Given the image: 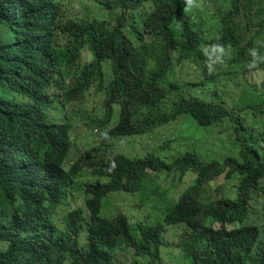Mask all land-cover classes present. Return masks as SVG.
<instances>
[{
	"label": "trees",
	"instance_id": "1",
	"mask_svg": "<svg viewBox=\"0 0 264 264\" xmlns=\"http://www.w3.org/2000/svg\"><path fill=\"white\" fill-rule=\"evenodd\" d=\"M11 1L15 0H0V94L12 93L20 84L25 102L9 107L0 95L2 128L9 116H14V122L25 121L31 113L40 111L39 104L56 96L55 91L46 94V90L56 83L62 84L60 67L64 63L66 75H75L70 81L69 95L82 98L94 90L96 95L105 97L109 121L113 119V106L119 107L118 121L98 147L88 149L82 141L85 134H78L73 141L63 135L49 153L44 154L38 148L21 152L6 162L0 160V246L5 247V250L0 248V264H64L71 259H80L84 264H114L113 251L105 253L92 247L87 252L81 247V209L69 213L63 229L55 226L50 237L32 230L35 223L31 222L26 207L38 202L50 216V209L62 205L64 191L60 189L67 183V177L71 180L83 170L110 178L106 185H85L84 201L90 216L107 192L131 191L137 186L142 189L150 170L165 171L173 179L177 176L185 188L181 201L168 205L160 222L138 223L132 229L131 239L122 245L123 249L134 248L139 264L164 263L159 251L164 245V224L178 225L182 219H187L179 239L183 251L167 257L172 262L175 260L173 264H264V244L253 248L258 229L247 222L252 200L261 197L264 208V147L261 146L264 138L263 142L257 141L247 120L249 115L255 119L264 117V98H250L244 107L227 108L190 94L197 83L215 82L213 68L217 64L233 72L240 69L245 76L255 63H264V58H259L264 56V0H212L214 11L202 18L194 16L196 0H89L100 11H119L115 20L71 18L64 24L57 21V0H33L41 23L39 38L21 42L36 52L33 60L32 54L13 39L12 19L7 9ZM86 45L91 57L81 67L77 59ZM205 52L213 55L212 73L205 77L207 81L190 79L185 84L187 94L180 93L178 87V93L170 100L167 96L177 88L166 86L164 76L174 69L183 74L188 65L198 66L200 76H205L201 68ZM14 55H20L29 64L19 76L15 75L11 61ZM75 59L76 66L72 69ZM105 62H109L110 75L104 74ZM33 66L37 70L29 71ZM55 71L58 78L47 77ZM152 112L158 116L163 112L173 118L189 117L193 124L182 131L201 145L204 141L200 140V129L210 134L215 127L227 125L232 134L228 148L209 159L188 148L169 160L151 153L131 159L119 156L112 161L95 160L107 152L110 138L151 134ZM6 142L0 135V150ZM63 162H71L67 173ZM185 175L191 183L181 180ZM231 182H235L230 186L233 191L227 195L225 191Z\"/></svg>",
	"mask_w": 264,
	"mask_h": 264
},
{
	"label": "clouds",
	"instance_id": "2",
	"mask_svg": "<svg viewBox=\"0 0 264 264\" xmlns=\"http://www.w3.org/2000/svg\"><path fill=\"white\" fill-rule=\"evenodd\" d=\"M68 1L69 0H57V4L59 6V16L57 17V21L63 24L65 21L70 20L71 18H76V17H71L70 15L71 11H69V9L67 8V4L65 3ZM78 1L82 4L85 2L88 3L90 2L89 0H78ZM209 1H211L212 4L214 3L212 0ZM193 8L197 10L194 16H200L201 18L204 17L206 14L214 11L213 9L211 8L208 9L207 7L203 11H200L198 8L197 0L196 3L193 5ZM7 9L12 19V33L15 43H18L23 47H25L23 44H21L23 40L26 39L37 40L39 38L41 23L39 21V15L37 14V12L34 11L33 0H15L8 2ZM80 20H84V19H80ZM88 21H91V19H89ZM105 22H110V21H105ZM25 48L32 54V60H33L36 57V52L30 50L27 47ZM84 50H87L91 57V52L88 46L87 45L84 46L83 50L80 51L79 59H77L78 60L77 64L78 65L80 64L81 67L83 64L88 63L90 60L89 57L86 62L82 61ZM11 61L14 62V69L16 76H19V73L25 72L24 71L25 69L23 68L29 65L28 63L24 62V60L20 55H14ZM107 65H109V62L103 63V71L104 74L110 75V72L107 71L108 68ZM256 65H257V69L260 71L264 63L263 62L261 64L255 63L253 66L254 69L256 68ZM75 66H76V59L71 63L72 69H74ZM60 69L63 72V77L60 78L62 84L56 83L52 85L50 88H47L46 94L55 91L56 96L50 98L46 103L39 104L37 107H41V109L38 113L34 111L28 116V118L25 121H17V122L13 121L14 116H9L7 118V122L4 128H2V123H0V135L7 139V142L4 145L3 149L0 150L1 161L6 162L21 152L36 151L38 148L41 149L44 154L49 153L53 150L54 145H56L57 142L60 141L63 135H67L68 137H71L73 141L75 139L74 137H77L78 134H85L86 138L82 141L83 143H87L89 147L88 149H91L93 147L100 146L103 140L107 138V135H109V133L113 130L116 121H118L117 115H118L119 106L118 105L113 106V113H114L112 117L113 119L109 121V119L107 118L108 104H106L105 97L101 95H96L94 90H92V92L90 93L89 92L86 93V95H83L82 98L69 95L68 88L70 86V81L75 75L74 74L66 75L67 67L65 63L62 64ZM28 70L31 72H35L37 70V67L33 66ZM174 70L168 72L164 76V78L168 76L170 73H173ZM73 72L76 74L75 70ZM210 73L212 72L210 71ZM210 73L208 74L209 76L211 75ZM206 76L207 75H205L204 77L201 76L202 78L201 80H206L205 79ZM47 77H50L53 80H55L56 78L59 77V75L58 72L55 71V72H49L47 74ZM166 86H174L175 88H177V91H174L173 93L167 96L170 100L172 99V96L174 94L178 93V87L180 93H183L182 91H185L186 92L185 94H187L186 86L182 87V84L179 85V82H173V83L167 82ZM22 87H23L22 85L17 84L16 90L13 91L12 93L0 94L7 101L6 106L14 107V106H18V103L20 102H25L24 99H22L23 95L20 93ZM89 94H92V97H95L101 101L100 109H102V113H101L102 117H99L94 113V111L96 110L94 104L91 110L87 109L88 101L86 98ZM26 102L30 103V100ZM83 102H85L87 107L83 105ZM152 115H154L153 119L151 120V127H153L152 128L153 131L151 132V134L148 133L144 135L155 136L158 133L161 134L163 132V126H166L169 123L176 122L177 120L184 118V117L173 118V116H171L169 113H163V112H159L160 116L157 115V112H152ZM162 119H165L166 122L164 123L161 122ZM191 124H193V122L189 123L184 121V125L186 126H189ZM103 133L104 135H102ZM144 135L138 134L133 137H126L123 139L121 138L118 139V137L110 138L109 139L110 146L108 147V149H106L107 152L104 153L105 155L99 154L100 157L95 158V160L97 161L103 158V160H105L106 162V158L109 159V161H112L114 158L119 156L120 157L123 156L131 159L132 157L133 158L143 157L149 153L154 154L152 153L153 150L147 151L148 153L144 151L143 154L140 155H132L129 152H125L128 146H130V144L135 139L139 140ZM157 140L159 142L164 140V136L161 135V137H159ZM25 145H34V147L30 148ZM44 146L46 147V149L44 148ZM121 147H123V150H120ZM154 156L156 155L154 154ZM70 163L66 164L65 162H63L62 166L66 173L70 168ZM83 172L86 173L88 172L90 174L89 170H83L77 176L73 177L71 180H69V178L67 177V183L66 184L63 183L60 189V191H64V198L62 201V205L54 210L50 209L51 211L50 216H47L45 210L38 206V202L26 207L31 222L35 223L32 230L45 237H50L53 234L55 226L58 227L59 229H63L64 219L69 213H74L79 211V209H81L83 211V219L81 221V228H80L81 247H83L87 252L88 249L92 247H95L105 253H107V251L108 252L113 251L112 254L114 257V264H125L126 262L125 260H119L120 253H124L129 257L134 256L138 260V256H135L133 253V249H134L133 247L130 246L126 249L122 248V245L126 244L131 239L132 229L135 226H137L138 223H136L134 226L130 224L129 219L134 220L135 216L133 217L132 213L135 212L130 211L124 207L125 203H124V198H122L123 195L119 194L122 196L121 197L112 196L107 198L111 193L114 192H122L127 194L140 193L142 198H145L150 194L157 196L160 193L155 189L151 188L153 184L152 176H154L155 180L157 181L160 174H165L171 178V185L169 186V188L173 190V193L169 197L157 196L162 199V203L167 204L171 207L172 205L178 203V201H181V199L184 196L185 188L180 183V180L178 179L177 176H175V178L173 179L172 176L167 174L165 171L155 172L153 170H150L146 177L147 183L145 184V186H143L142 189H138L137 186L131 191L113 190L111 192H107V194H104V196L98 202L95 213L92 216H90L87 212V208L85 206V201H84L85 185L86 184H89L91 186L103 185V184L106 185L110 182V178L105 176H99L97 174L96 175L90 174L94 178L93 181H88V182H84L83 184H79L76 179L80 175H82ZM181 180L191 183V180L187 175H185ZM76 185L79 186V188L76 189L75 192L74 191L72 192L71 189H73ZM161 190L164 191L165 189L161 187ZM104 200H105L104 203L105 216H101V209ZM109 202H111L110 207H108ZM121 205H123V207H121ZM262 207H263V201L260 209L261 217L264 216V208ZM170 224L171 223L164 224V229L162 230L164 245H161L159 248H165L164 246L168 244V247L165 249L176 252V254L175 255L167 254L165 255L164 258H167L168 256H176L178 254H182L183 249L179 246V239L182 236L181 234L184 228H186L187 226V219H182L181 223L178 225H170ZM255 226L258 229V234L256 235L257 239L256 242L254 243L253 248H258L259 244H264V225L262 226L255 225ZM174 227L180 228V233H178L175 240L170 241L169 238L167 237V232L169 229ZM0 248L5 250L4 246H0ZM130 251L132 252V254H129ZM91 256L95 259L97 258L96 255H91ZM164 258L162 259L163 261ZM64 264H84V262L80 259H78L77 261L75 259H71L65 262ZM132 264H136V263L134 262Z\"/></svg>",
	"mask_w": 264,
	"mask_h": 264
},
{
	"label": "rangeland",
	"instance_id": "3",
	"mask_svg": "<svg viewBox=\"0 0 264 264\" xmlns=\"http://www.w3.org/2000/svg\"><path fill=\"white\" fill-rule=\"evenodd\" d=\"M65 3L67 4L69 11H71V17H76L78 19H92L97 21L112 22L117 17L119 12L117 10L113 13H108L102 10L100 11L97 7L92 6L90 3L85 2L82 4L78 0H69ZM197 3L198 8H202L203 5L208 9L213 7L212 2L209 0H197ZM205 55V61L204 64L201 65V68L205 74L208 75L211 70L210 58H213V55L210 52H205ZM89 57V52L84 50L82 61L86 62ZM259 58L263 59L264 56L259 55ZM197 67L198 66L188 65L182 70L183 74L174 70L173 73H170L165 77V80L169 83L179 82V85L182 84V87H184L190 79H196V81H200L202 78L200 76V71L197 70ZM213 70L214 76L212 80L215 82H209L206 84L202 82L197 83L199 84L197 88L190 93L192 96H196L205 101H212L214 99L215 103L223 105L227 108H232L233 106L244 107L250 98L255 100H257V97L259 96L264 98V65L261 67V71L252 69L250 72H247L245 76L241 73L240 69L233 72L222 64H217L214 66ZM193 71L196 72L193 73ZM228 72L231 74H228ZM202 77H204V75ZM182 92L186 93L185 91ZM86 99L88 101L87 109L91 110L94 104L96 107L94 113L97 116L102 117V109H100L101 101L95 97H92V94H89ZM85 102H83V105L87 107ZM247 120L248 125L254 132V135L257 136V141L263 142L261 139L264 138V117L255 119L249 115ZM184 121L191 123L189 117L184 116V118H181L176 122H172L166 126H163V132L161 134L158 133L155 136L144 135L139 140L135 139L130 144V146H128L125 152H129L132 155H140L143 154L144 151L148 153L147 151L153 150L152 153L163 160H169L173 156L177 155L179 151H184L188 148L196 149L204 158L207 156L208 159L211 158L212 155L215 156L225 153V150L228 148L229 135H232L231 129H228L227 125L215 127L213 132L210 134L205 133L203 129L199 128V137L201 138L200 140L204 141L203 145H201L200 143H196L192 136L191 141L188 135L184 134L185 132L182 130L184 127H187L184 125ZM102 135H104V133ZM161 135L164 136V140L159 142L157 139L161 137ZM261 146L264 147V144H261ZM120 150H123V147H121ZM152 178L153 184L151 188L160 193L157 196L169 197L172 195L173 190L169 188L171 185V178L169 176L160 174L157 181L155 180L154 176H152ZM76 180L79 184H83L84 182L93 181L94 178L88 172H83L82 175H80ZM234 183L235 182H231L228 184L227 190L225 191L227 195H231L233 189L231 190L230 186H232ZM161 187H163L165 190L162 191ZM78 188L79 186L76 185L73 189H71V191L75 192V190ZM119 194H122L123 196ZM211 195L212 197L216 196L214 191L211 192ZM112 196H122L125 203L124 207L135 212L132 213V216H135L134 220L129 219L130 224L133 226L136 223L153 225L154 223L160 222L168 207L167 204L162 203L161 198L151 194L145 198H142L140 193L127 194L122 192H114L111 193L107 198ZM105 200L101 209V216H105ZM110 204L111 202L108 203V207H110ZM261 204V197H256L255 200H252L248 214V223L258 226L264 225V216L261 217L260 215ZM121 207H123V205H121ZM178 233H180V228H171L167 232V237L170 241H173L176 239ZM129 254H132V252L130 251ZM160 254L161 259H163L165 255H175L176 252L165 248H160ZM119 260H125V264H132L134 262L139 264L137 258L134 256L129 257L124 253H120ZM164 262L166 264H173L175 263V260L172 262V260H167V258H164Z\"/></svg>",
	"mask_w": 264,
	"mask_h": 264
}]
</instances>
